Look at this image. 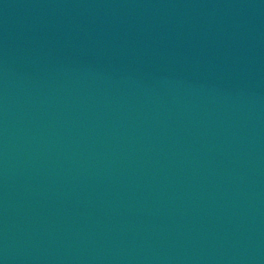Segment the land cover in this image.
I'll use <instances>...</instances> for the list:
<instances>
[{"label": "water", "instance_id": "1", "mask_svg": "<svg viewBox=\"0 0 264 264\" xmlns=\"http://www.w3.org/2000/svg\"><path fill=\"white\" fill-rule=\"evenodd\" d=\"M0 264H264V0H0Z\"/></svg>", "mask_w": 264, "mask_h": 264}]
</instances>
